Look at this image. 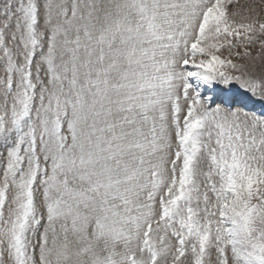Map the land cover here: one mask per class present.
Masks as SVG:
<instances>
[{
  "label": "snow or ice",
  "instance_id": "1",
  "mask_svg": "<svg viewBox=\"0 0 264 264\" xmlns=\"http://www.w3.org/2000/svg\"><path fill=\"white\" fill-rule=\"evenodd\" d=\"M0 264H264V0H0Z\"/></svg>",
  "mask_w": 264,
  "mask_h": 264
},
{
  "label": "rangeland",
  "instance_id": "2",
  "mask_svg": "<svg viewBox=\"0 0 264 264\" xmlns=\"http://www.w3.org/2000/svg\"><path fill=\"white\" fill-rule=\"evenodd\" d=\"M248 2H250V0H240L241 4H245V3H248Z\"/></svg>",
  "mask_w": 264,
  "mask_h": 264
}]
</instances>
